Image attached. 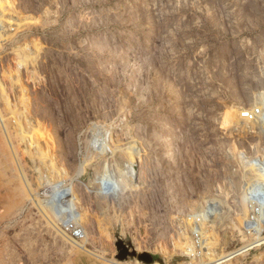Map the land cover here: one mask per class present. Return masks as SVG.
I'll return each mask as SVG.
<instances>
[{
    "label": "rangeland",
    "instance_id": "rangeland-1",
    "mask_svg": "<svg viewBox=\"0 0 264 264\" xmlns=\"http://www.w3.org/2000/svg\"><path fill=\"white\" fill-rule=\"evenodd\" d=\"M0 197L21 264H264V0H0Z\"/></svg>",
    "mask_w": 264,
    "mask_h": 264
},
{
    "label": "crops",
    "instance_id": "crops-1",
    "mask_svg": "<svg viewBox=\"0 0 264 264\" xmlns=\"http://www.w3.org/2000/svg\"><path fill=\"white\" fill-rule=\"evenodd\" d=\"M4 202H6V198L0 197V204ZM1 205V208L5 209V206H3V204ZM3 213L4 212L0 210V224L3 219H5ZM19 247L20 243L6 242L4 236L0 237V264H21V252ZM50 254L51 257L46 260L49 261L46 264H98L95 260L83 254H70L67 249L51 250Z\"/></svg>",
    "mask_w": 264,
    "mask_h": 264
},
{
    "label": "bare ground",
    "instance_id": "bare-ground-1",
    "mask_svg": "<svg viewBox=\"0 0 264 264\" xmlns=\"http://www.w3.org/2000/svg\"><path fill=\"white\" fill-rule=\"evenodd\" d=\"M127 153V152H126ZM128 153H129V151H128ZM133 170V169H132ZM27 180V179H26ZM29 183V182H28ZM26 185H28V184H26ZM26 189H27V187H26ZM32 190V189H31ZM56 191V190H55ZM6 192V191H5ZM27 192H28V190H27ZM66 192H64L63 193V195L65 194ZM70 193V192H69ZM6 195V194H5ZM4 195V196H5ZM66 195H67V193H66ZM28 196V195H27ZM65 196V195H64ZM70 196V195H69ZM13 197V196H12ZM67 198V197H66ZM61 208V207H60ZM67 208V211H69L68 213H71V216L72 217H69L70 218V220L72 221V222H69V219L66 217V219L67 220H65V221H68V222H65L64 221V224H66V225H68L67 227H71V224L70 223H77L78 225H79V220L81 219V215L80 214H78L77 212H76V209H75V205H74V203L72 202V200H69V205L66 207ZM58 211V210H57ZM56 211V212H57ZM59 211H61V210H59ZM66 211V210H65ZM63 212H64V209H63ZM57 214V213H56ZM60 214V213H59ZM58 214V215H59ZM57 215V216H58ZM75 228H76V226H75ZM68 229V228H67ZM77 229V228H76ZM78 230V229H77ZM83 230V229H82ZM78 232H79V230H78ZM64 233V232H63ZM80 234V233H79ZM259 238V237H258ZM75 242V241H74ZM74 242H72V243H74ZM76 243V242H75ZM78 243V242H77ZM76 243V245L78 246V244ZM262 243H264V238H261V239H259V240H257V241H255L254 243H252L251 245H249V246H247L246 248H244V249H247V248H250L251 246H253V245H260V244H262ZM83 246V245H82ZM79 247V246H78ZM81 247V246H80ZM82 249H84L83 247H81ZM80 249V248H79ZM81 250V249H80ZM85 250V249H84ZM243 250V249H242ZM87 252V251H86ZM237 253H241V250L240 251H238V252H235V253H233V254H231V255H229V256H226V257H224V258H220L218 261L220 262V263H223V262H225V261H228V260H230L231 258H233V256L235 255V254H237ZM89 254V253H88ZM104 260H106V259H104ZM217 261V262H218ZM110 263V262H109ZM113 264H120V263H114L113 262Z\"/></svg>",
    "mask_w": 264,
    "mask_h": 264
},
{
    "label": "water",
    "instance_id": "water-1",
    "mask_svg": "<svg viewBox=\"0 0 264 264\" xmlns=\"http://www.w3.org/2000/svg\"><path fill=\"white\" fill-rule=\"evenodd\" d=\"M122 246H123L125 252H124V255L122 257H120L119 259H126L127 256H130V257L137 256L136 251L130 252L128 247H126L124 244H122ZM139 258L141 261H145L146 263H153L152 258L147 256V255L140 256Z\"/></svg>",
    "mask_w": 264,
    "mask_h": 264
},
{
    "label": "built area",
    "instance_id": "built-area-1",
    "mask_svg": "<svg viewBox=\"0 0 264 264\" xmlns=\"http://www.w3.org/2000/svg\"><path fill=\"white\" fill-rule=\"evenodd\" d=\"M246 116V115H245Z\"/></svg>",
    "mask_w": 264,
    "mask_h": 264
}]
</instances>
